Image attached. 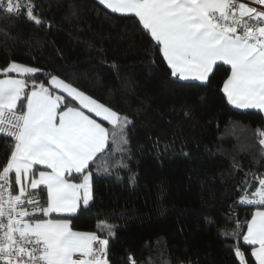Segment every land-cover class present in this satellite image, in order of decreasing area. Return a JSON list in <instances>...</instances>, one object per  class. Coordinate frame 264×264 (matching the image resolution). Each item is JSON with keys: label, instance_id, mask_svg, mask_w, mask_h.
Returning a JSON list of instances; mask_svg holds the SVG:
<instances>
[{"label": "trees", "instance_id": "1", "mask_svg": "<svg viewBox=\"0 0 264 264\" xmlns=\"http://www.w3.org/2000/svg\"><path fill=\"white\" fill-rule=\"evenodd\" d=\"M35 3L42 25L0 19V66L15 61L38 67V83L58 74L133 121L123 154L127 168L106 174L101 167L97 177L105 159L109 166L121 159L120 152L108 155L110 143L105 158L92 166V207L67 217L72 229L105 238L97 224L115 225L111 264H130L129 255L136 264H239L237 245L249 260L242 236H222L218 229L232 231L237 218L243 224L254 210L235 206L236 187L250 169L264 171L254 135L264 129V113L227 103L220 92L227 66L206 86L173 82L133 18L112 14L96 0ZM4 143L0 135V161ZM35 193L46 201V190Z\"/></svg>", "mask_w": 264, "mask_h": 264}, {"label": "snow or ice", "instance_id": "2", "mask_svg": "<svg viewBox=\"0 0 264 264\" xmlns=\"http://www.w3.org/2000/svg\"><path fill=\"white\" fill-rule=\"evenodd\" d=\"M96 2L112 14L138 21L142 38L158 50L173 82L206 86L227 66L220 87L227 103L264 113V0ZM13 17L45 23L35 0H0V19ZM42 71L15 61L0 66V134L5 140L0 264H111L109 237H115L116 226L100 221L97 228L107 233L101 238L95 231H74L67 217L92 207V166L105 158L110 143L114 147L108 155L120 152L121 159L111 166L105 159L96 168L97 177L101 167L106 174L127 168L123 154L128 152L127 129L133 121L58 74L48 73L38 83ZM254 135L264 159V129H255ZM233 168L242 171L238 163ZM129 179L134 183L136 176ZM37 189L46 190L45 202L37 197ZM236 195L235 206L254 209L250 219L241 224L237 218L232 231L218 233L242 236L250 246L249 260L241 246H234L239 264H264V171L246 172ZM128 261L136 264L131 255Z\"/></svg>", "mask_w": 264, "mask_h": 264}, {"label": "crops", "instance_id": "3", "mask_svg": "<svg viewBox=\"0 0 264 264\" xmlns=\"http://www.w3.org/2000/svg\"><path fill=\"white\" fill-rule=\"evenodd\" d=\"M11 175H12V177H13V179H14V174H11ZM74 231H76V230H74ZM242 244H243V248H244V249H246V250H250V251H251L250 246L244 245L243 239H242ZM241 247H242V246H241ZM241 250H242V249H241Z\"/></svg>", "mask_w": 264, "mask_h": 264}, {"label": "rangeland", "instance_id": "4", "mask_svg": "<svg viewBox=\"0 0 264 264\" xmlns=\"http://www.w3.org/2000/svg\"><path fill=\"white\" fill-rule=\"evenodd\" d=\"M13 75H15V74H13ZM0 78H3V77L1 76Z\"/></svg>", "mask_w": 264, "mask_h": 264}, {"label": "built area", "instance_id": "5", "mask_svg": "<svg viewBox=\"0 0 264 264\" xmlns=\"http://www.w3.org/2000/svg\"><path fill=\"white\" fill-rule=\"evenodd\" d=\"M2 136V134H0Z\"/></svg>", "mask_w": 264, "mask_h": 264}]
</instances>
